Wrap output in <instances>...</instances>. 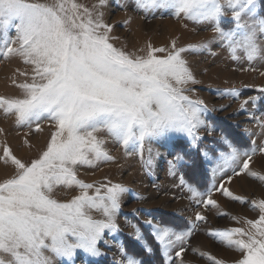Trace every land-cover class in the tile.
Masks as SVG:
<instances>
[{"label":"snow or ice","instance_id":"1","mask_svg":"<svg viewBox=\"0 0 264 264\" xmlns=\"http://www.w3.org/2000/svg\"><path fill=\"white\" fill-rule=\"evenodd\" d=\"M129 9L145 18L163 9L212 35L183 46L177 38L160 46L149 40L129 50L126 42L118 46L115 34L117 25L130 22ZM117 10L127 19L109 22ZM213 44L244 64L239 71H258L264 0H0V58L18 64L9 77L16 91L0 94V113L28 130L22 147L29 152L31 135L49 127L43 147L28 158L16 154L0 128V164L11 169L0 178V264H76L78 256L81 264H102L113 249L111 264H192L184 258L189 250L205 264H264V168L255 167L264 160V85H243L257 92L243 98L235 86L216 89L238 101L233 115L245 113L258 131L245 124L235 136L210 120L230 105L210 108L198 96L200 81L186 56H216ZM240 137L247 145L237 142ZM109 142L125 156L136 155L148 175L165 161L189 202L183 224L162 220L154 209L123 213L127 194L147 197L107 177L80 178L81 168L116 162ZM199 167L209 173L203 185L186 178ZM249 178L259 191L231 187ZM73 189L70 198H60ZM217 196L244 211H221ZM212 210L229 223L202 228ZM198 232L233 255L194 247Z\"/></svg>","mask_w":264,"mask_h":264},{"label":"rangeland","instance_id":"2","mask_svg":"<svg viewBox=\"0 0 264 264\" xmlns=\"http://www.w3.org/2000/svg\"><path fill=\"white\" fill-rule=\"evenodd\" d=\"M127 16H131L130 22L126 27L117 25L115 34L121 37L118 46L120 43L126 42L129 50L140 48L149 40L154 45L160 46L167 45L172 38H177L178 44L183 46L188 43L209 39L212 35L210 31H206L203 27H198L188 21L182 22L172 18L163 9H157L154 13H148L146 18L143 12H133L129 9ZM127 16L123 11L117 10L111 13L109 22H111V20H124L127 19ZM183 23L188 24L187 29L182 27ZM192 29H195V31ZM11 34L14 35V32ZM211 48L212 51L217 53L216 56H212L207 52L186 56L190 61L197 79L200 81V83L195 86L198 96L202 98L210 108H219L222 104L230 105L223 111L211 113L209 119L226 130H229L235 136H239L245 124L251 127L253 131H258L259 129L255 127L254 122L246 118L245 113L241 112L239 115H233L234 110L238 107V101L227 96H218L216 94V89L235 86L242 89V98L256 95L257 92L254 88H243V85H264V76L260 75V71H264V62H257L254 64V67L257 68L258 71L242 72L238 69L244 66L243 63H237L231 60L228 52L221 49L218 44H213ZM17 66L18 64L15 60L0 58V94L15 93L16 90L10 86L9 77ZM249 107H251V105H249ZM237 123L240 124V128L235 127ZM0 128L5 129L8 142L12 145L16 154L24 158L34 156L36 150L42 148L45 144L49 133V127L47 125H44V131L42 133L34 132L30 140L35 147L29 152L26 146L22 147L23 133L28 131L26 128L20 129L15 127L12 119L6 117L3 113H0ZM237 142L247 145L248 138L240 137ZM107 148L110 153L116 157V162L101 164L98 168H81L79 170L81 179L86 182H92L94 180L100 181L104 177H107L113 181L125 183L133 189L135 193L147 197V199L143 201H138L132 198V193L127 194L123 205V213H130L133 207L154 209L157 211L159 217L166 222H173L174 224L184 223V217L190 214L187 211L189 202L184 198L186 194L176 186L178 181L167 174V164L164 160H160L153 174L148 175L142 169L141 162L136 155L125 156L121 146L114 142H109ZM168 158L170 159L171 157ZM255 167L257 170L264 168V160L257 159ZM181 171L185 170L181 169ZM10 172V168H5L0 164V178H3ZM186 178L190 182L203 185L208 180L209 173L204 167H199L194 173L191 171L186 172ZM153 184L158 185V187L154 188ZM231 187L238 193H247L249 191H259L260 186L258 181H253L249 178L235 181ZM74 194L75 190L73 189L67 196L61 193L60 198H70V196ZM215 198H217L222 205L221 211L232 212L233 214L242 213L244 211L238 204L230 203L219 196ZM215 211L216 210H212L207 213L210 223L207 225L202 224V228L222 227L229 223L227 217H218ZM123 219L124 217L121 215L119 218L121 228L124 232H128L131 229L125 227ZM191 243L194 247H199L204 251H211L218 257H231L233 255L231 250L217 244L204 232H198L192 238ZM114 251L113 249L109 252V256L102 261V264H111ZM129 251H132V249H129ZM184 258L187 261H191L192 264H205L203 259L194 256L190 250L184 255ZM158 260L159 257H157V261ZM56 264H61V262L57 260ZM76 264H81L79 256L76 260Z\"/></svg>","mask_w":264,"mask_h":264}]
</instances>
